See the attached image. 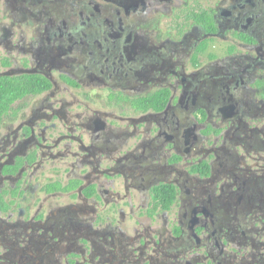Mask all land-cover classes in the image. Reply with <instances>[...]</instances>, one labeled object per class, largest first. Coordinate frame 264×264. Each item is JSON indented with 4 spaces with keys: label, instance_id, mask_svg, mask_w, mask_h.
Returning a JSON list of instances; mask_svg holds the SVG:
<instances>
[{
    "label": "flooded vegetation",
    "instance_id": "obj_1",
    "mask_svg": "<svg viewBox=\"0 0 264 264\" xmlns=\"http://www.w3.org/2000/svg\"><path fill=\"white\" fill-rule=\"evenodd\" d=\"M3 77L0 264H264V0H0Z\"/></svg>",
    "mask_w": 264,
    "mask_h": 264
},
{
    "label": "trees",
    "instance_id": "obj_2",
    "mask_svg": "<svg viewBox=\"0 0 264 264\" xmlns=\"http://www.w3.org/2000/svg\"><path fill=\"white\" fill-rule=\"evenodd\" d=\"M25 83L19 82L17 84H13V88H11L10 85L11 81L9 77H3L0 79V123L3 115L8 110V100L11 95V91L13 93V96L22 95L25 92H32L31 88H27Z\"/></svg>",
    "mask_w": 264,
    "mask_h": 264
},
{
    "label": "water",
    "instance_id": "obj_3",
    "mask_svg": "<svg viewBox=\"0 0 264 264\" xmlns=\"http://www.w3.org/2000/svg\"><path fill=\"white\" fill-rule=\"evenodd\" d=\"M9 74H10L9 72H4L1 75H9Z\"/></svg>",
    "mask_w": 264,
    "mask_h": 264
}]
</instances>
